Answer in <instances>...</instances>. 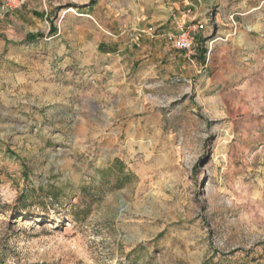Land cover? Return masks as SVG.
Segmentation results:
<instances>
[{
  "label": "rangeland",
  "instance_id": "rangeland-1",
  "mask_svg": "<svg viewBox=\"0 0 264 264\" xmlns=\"http://www.w3.org/2000/svg\"><path fill=\"white\" fill-rule=\"evenodd\" d=\"M0 264H264V0L0 18Z\"/></svg>",
  "mask_w": 264,
  "mask_h": 264
},
{
  "label": "built area",
  "instance_id": "built-area-1",
  "mask_svg": "<svg viewBox=\"0 0 264 264\" xmlns=\"http://www.w3.org/2000/svg\"><path fill=\"white\" fill-rule=\"evenodd\" d=\"M28 0H0V18L18 10L26 4ZM186 15L189 20L178 19L175 30L166 34L169 41L180 51L192 53L196 49V42L199 34L204 30L205 23L197 18L192 8L187 9Z\"/></svg>",
  "mask_w": 264,
  "mask_h": 264
},
{
  "label": "crops",
  "instance_id": "crops-1",
  "mask_svg": "<svg viewBox=\"0 0 264 264\" xmlns=\"http://www.w3.org/2000/svg\"><path fill=\"white\" fill-rule=\"evenodd\" d=\"M120 46H122V45H119V47H120ZM100 47H101V48H105L103 43L100 44ZM106 51H108V50H106ZM107 53L109 54L110 51H108Z\"/></svg>",
  "mask_w": 264,
  "mask_h": 264
}]
</instances>
